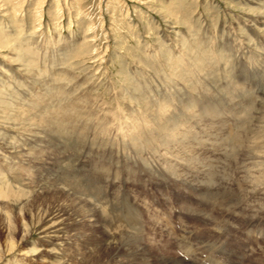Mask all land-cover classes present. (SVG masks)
<instances>
[{"label": "rangeland", "instance_id": "374dc122", "mask_svg": "<svg viewBox=\"0 0 264 264\" xmlns=\"http://www.w3.org/2000/svg\"><path fill=\"white\" fill-rule=\"evenodd\" d=\"M251 1L44 0L43 5L39 6V0H25L23 3L22 0L11 2L10 0H0V4L4 6V9L9 10L10 14L9 18L0 17V167H3L0 168V186L2 187L0 189V195L2 193L0 205L3 206L0 208L10 213L21 232L24 229V224L29 225L28 234L23 241L19 242V237H17L16 245H18L15 254L10 256L5 264H172L171 257L179 262L182 260L183 253L177 249L174 240L170 242L169 238L165 237L168 231L171 232L172 223L177 230L176 222H169L168 215L172 214L175 205H180L186 199H196L191 190L187 189L185 184L179 183V180L182 177L188 181H194V183L203 182L202 179H205L206 176L199 173L200 170H205V173L207 170L215 171L217 179L214 177L213 181L216 186L221 191L230 192L232 200L240 201L241 206H229L226 210V206H223L221 200L213 206L205 207L204 203L203 206H199L200 209H205L219 221L224 219L233 222V224L237 221H244V225L239 223L236 227H228L229 235L236 237L245 231L250 218H254L251 221V226L264 225V215L257 212L259 206L264 205V201L259 200L258 196L253 198L245 196L247 191L242 186L247 183L251 184L249 181L256 179L264 182V178H262L264 177V163L259 162L258 164V161L251 155H248V160L242 153L234 154V158L231 159L224 158L222 155L224 149H228L229 143L226 142H229L227 139L230 135L242 134V132L258 133V135L264 133V11H262L264 10V0ZM258 8H260L259 11ZM39 24L42 26L39 27ZM168 25L174 26L171 35L168 33ZM34 27L39 30H33ZM187 30L188 32H186ZM86 31H89L90 40L83 43L81 39ZM4 41L6 42L3 43ZM182 41L186 43L184 44ZM248 42L249 44H247ZM188 45H190L189 48ZM194 46L200 48L197 47L195 50ZM29 48L35 54L32 59L25 52ZM197 51L199 54H194ZM210 51L212 52L210 53ZM220 52L223 53L220 54ZM228 54H232L231 57ZM101 56L103 62L98 61ZM202 56L205 59L208 57L205 60ZM22 57L27 59L24 60ZM28 59L34 60V62L36 60L37 67L28 66V68L24 64ZM13 64L15 65L13 66ZM18 64H22L23 69L27 67V71L25 70L23 73L16 71ZM172 64L174 69L171 68ZM227 64L229 68H227ZM175 69H177V73ZM205 78L211 79L212 82L208 83ZM131 79L134 84L130 83ZM189 80H194V82ZM127 82L128 84H126ZM205 84L207 85L205 86ZM130 87H134L135 90ZM173 88L175 89L173 90ZM53 90L59 94L52 93L49 98L52 101L46 98L43 99L44 102L41 100L39 110H42L39 112L38 108L34 106V99L42 98L45 93L49 94ZM180 90L181 94L178 92ZM250 92L253 96L250 104L251 111L249 118L244 120L245 125L242 128L236 120L240 118V106H245L250 99L249 95L246 96ZM179 94L184 98L182 99ZM155 95L159 96L158 99L162 97L159 101L161 100V104L164 105L155 107L153 102H159ZM53 96L59 97L58 102ZM79 98L80 100H78ZM75 99L78 101L76 102ZM198 99H201V102L206 100L221 102V105L224 106H216L219 116L210 114L208 117L203 114L201 119L192 118L190 120L188 117L186 120V116H183L180 110L189 101L192 103L199 101ZM63 101L77 103L78 107L81 106L79 110L82 108L83 101H87L85 109L91 113V116L95 117L96 114L97 121L98 117L100 119L102 117V129H97V122L92 123V128L89 127L88 130H83L82 125H75L77 127L75 134H72L73 143L70 148L66 146L67 135L65 133L62 135L57 129H49L45 124V126L43 124L32 125L30 127L32 132L29 131L30 129L27 131L26 128H29L27 123L32 121L30 119L32 115L35 117L37 112V114L41 113L44 106L45 109H49L48 111L53 113L54 105L60 103L63 105ZM228 102H231L230 106L226 104ZM50 103L52 105L49 107ZM41 106L43 107L41 108ZM234 106L239 109L237 110ZM231 107L234 109H230ZM145 108L148 109L150 116L140 115ZM171 109L173 111L172 118L176 117L173 120L178 121L179 119L183 124L178 123L180 126L176 132L183 130L191 132L190 135L184 137L183 144L174 143L175 137L173 139L170 132H167L169 128H162L161 131V127L169 123H166V116L170 115ZM132 113L134 116L131 115ZM235 115H238L237 119H235ZM40 118L42 117L36 116L35 120ZM259 119L262 121L259 122ZM94 126L95 129H93ZM32 129H35L34 132ZM38 129L40 132H37ZM251 135L243 145L252 146ZM114 136L115 139H113ZM47 137L49 139H46ZM8 141L14 142L12 144ZM209 141H214L217 147L207 150L198 146ZM114 145L116 146L111 149ZM10 146L11 148H9ZM253 146L256 145L253 143ZM102 147L103 149H101ZM79 156L80 158H78ZM164 156L169 161L164 162ZM5 159L6 161H4ZM213 161H217V163H211ZM4 162L7 166L3 165ZM168 165H170L169 168H167ZM253 166L258 167L256 168L258 171ZM67 167L72 168L73 179L69 176L68 171L66 172ZM223 176L227 179H224ZM48 182H51L50 185L47 184ZM71 182L72 184H70ZM64 183L65 186H63ZM50 186L54 187L53 190L49 188ZM69 192L71 193L69 194ZM68 194L74 202L67 200ZM188 204L191 205L189 202L182 204L186 208L182 210L183 212L187 210ZM82 208L85 210L84 212ZM220 209L224 210L225 214H222ZM67 212L71 214L73 221L81 218L79 224L75 225L72 220L65 221L52 232V219L58 214ZM256 213L258 216L255 215ZM82 216L85 219H82ZM205 224V222L202 224L197 222L199 226L205 227ZM208 226L207 223L205 228ZM185 227L186 232L183 234L186 237L183 238H187V232H193L192 229L197 228V226L191 229ZM162 236L164 237L161 238ZM169 236L171 237V234ZM173 236L175 240H179L174 231ZM190 237L191 234H189V239ZM6 242L5 234L0 226V246L4 247ZM181 242V245L191 247L190 240L187 244ZM259 251L251 252V257L255 259L260 255L264 258V249ZM251 257L249 256L242 263L261 264L259 261L255 263L251 261L253 260ZM183 263L186 262L183 261Z\"/></svg>", "mask_w": 264, "mask_h": 264}, {"label": "bare ground", "instance_id": "6f19581e", "mask_svg": "<svg viewBox=\"0 0 264 264\" xmlns=\"http://www.w3.org/2000/svg\"><path fill=\"white\" fill-rule=\"evenodd\" d=\"M11 1H15V0H10V2ZM25 0H22V3L24 2ZM40 1V4H39V6H42L43 5V3H44V0H39ZM253 1V0H252ZM251 1V2H252ZM250 2V3H251ZM253 2H255V1H253ZM1 3V2H0ZM21 3V4H22ZM5 4V3H4ZM9 4V3H8ZM18 4V3H17ZM28 4V3H27ZM254 4V3H253ZM2 4H0V17L1 18H3V17H5V18H7L10 14L8 13L9 12V10L7 11L6 10V8L4 9V6L2 5ZM257 5V4H256ZM264 5V4H263ZM255 6V5H254ZM14 7H16V6H14ZM256 7H258V6H256ZM17 8H19V7H17ZM17 8H15V9H17ZM259 9L260 8H258L257 10L259 11ZM151 10V9H150ZM256 11V10H255ZM257 11V12H258ZM262 11H264V10H262ZM256 12V13H257ZM13 13V12H12ZM246 13V12H245ZM250 13V12H249ZM258 13H260V12H258ZM262 13V12H261ZM264 13V12H263ZM17 15V14H16ZM254 15H256V14H254ZM14 16H15V14H14ZM164 16V15H163ZM246 16V15H245ZM248 16V15H247ZM261 16V15H260ZM263 16V15H262ZM250 17V16H249ZM257 17V16H256ZM9 18V17H8ZM35 18V17H34ZM172 18V17H171ZM41 19V18H40ZM245 19V18H244ZM257 19V18H256ZM264 19V18H263ZM162 20V19H161ZM169 20V19H168ZM172 20V19H171ZM164 21V20H163ZM165 21H167V20H165ZM173 21V20H172ZM255 21V20H254ZM261 21V20H260ZM244 22H245V20H244ZM248 22H250V21H248ZM264 23V22H263ZM174 24V23H173ZM181 24V23H180ZM179 24V25H180ZM184 24H186V23H184ZM175 25V24H174ZM178 25V26H179ZM249 25V24H248ZM262 25V24H261ZM38 26V25H37ZM40 26H42L41 24H39V27ZM176 26V25H175ZM182 26V25H181ZM173 27L174 26H170V25H168L167 26V28H168V30H169V34L171 35L172 34V32H173ZM238 27V26H237ZM250 27V26H249ZM184 28V27H183ZM149 29V28H148ZM179 29V28H178ZM33 30H39V28H37V29H35V27L33 28ZM89 31H86V32H84V34H83V39H81V41L83 40V43H87V42H89V40H90V38H89V33H88ZM178 32V31H177ZM183 32H185V31H183ZM186 32H188V30L186 31ZM186 32H185V34H186ZM176 33V32H175ZM107 34V33H106ZM179 34V33H178ZM242 35V34H241ZM14 36V35H13ZM106 36V35H105ZM104 36V37H105ZM189 36V35H188ZM248 36V35H247ZM109 37V36H108ZM111 37V36H110ZM170 37V36H169ZM199 37V36H198ZM174 38V37H173ZM200 38V37H199ZM241 38V37H240ZM244 38V37H243ZM242 38V39H243ZM89 39V40H88ZM104 39V38H103ZM114 39V38H113ZM203 39V38H202ZM246 39V38H245ZM250 39V38H249ZM183 40V39H182ZM251 40V39H250ZM1 41H2V38H1ZM171 41V40H170ZM175 41V40H174ZM6 41H4L3 43H5ZM155 42V41H154ZM178 42V41H177ZM181 42V41H180ZM183 42V41H182ZM188 42H189V40H188ZM250 42V41H249ZM249 42L247 43V44H249ZM8 43V42H7ZM115 43V42H114ZM171 43V42H170ZM184 43V42H183ZM186 43V42H185ZM184 43V44H185ZM109 44V43H108ZM113 44V43H112ZM181 44V43H180ZM5 45V44H4ZM8 45V44H7ZM6 45V46H7ZM88 45V44H87ZM157 45V44H156ZM192 45H193V43H192ZM191 45V46H192ZM33 46V45H32ZM160 46V45H159ZM187 46V45H186ZM185 46V47H186ZM189 46L190 45H188V48H189ZM249 46V45H248ZM23 47V46H22ZM27 47V46H26ZM31 47V46H30ZM84 47V46H83ZM168 47V46H167ZM193 47V46H192ZM197 47H199V46H197ZM196 47V48H197ZM205 47V46H204ZM217 47V46H216ZM33 48H35V47H33ZM82 48V47H81ZM117 48V47H116ZM182 48V47H181ZM180 48V49H181ZM188 48H186V49H188ZM194 48H195V46H194ZM196 48H195V50H196ZM200 48V47H199ZM210 48H212V47H210ZM1 49V48H0ZM23 49V48H22ZM31 48H29V49H27L25 52H26V54H27V56H29V57H31V59H32V57L34 58V51H31L30 50ZM106 49H107V47H106ZM109 49V48H108ZM119 49V48H118ZM191 49V48H190ZM206 49V48H205ZM209 49V48H208ZM216 49V48H215ZM182 50V49H181ZM185 50V49H184ZM199 50H201V49H199ZM210 50V49H209ZM208 50V51H209ZM82 51V50H81ZM108 51V50H107ZM106 51V52H107ZM155 51V50H154ZM204 51V50H203ZM206 51V50H205ZM219 51V50H218ZM22 52V51H21ZM119 52V51H118ZM182 52V51H181ZM189 52V51H188ZM207 52V51H206ZM212 51H210V53H211ZM214 52V51H213ZM224 52V51H223ZM223 52H220V54L221 53H223ZM257 52V51H256ZM263 52V51H262ZM94 53V52H93ZM129 53V52H128ZM157 53V52H156ZM190 53V52H189ZM200 53H202V52H200ZM1 54V53H0ZM19 54V53H18ZM25 54V55H26ZM104 54V53H103ZM182 54V53H181ZM186 54V53H185ZM184 54V55H185ZM194 54H199V52L197 51V53H194ZM206 54V53H205ZM207 54H209V53H207ZM88 55H90V54H88ZM92 56H93V54H91ZM166 55V54H165ZM188 55V54H187ZM201 55H203V54H201ZM228 55H230V54H228ZM232 55V54H231ZM231 55H230V57H231ZM85 56V55H84ZM91 56V57H92ZM151 56V55H150ZM163 56V55H162ZM180 56V55H179ZM196 56H199V55H196ZM222 56H223V54H222ZM221 56V57H222ZM225 56V55H224ZM100 57V56H99ZM153 57V56H152ZM203 58H204V56H202ZM208 57V56H207ZM207 57H206V59H207ZM215 57H216V55H215ZM20 58V57H19ZM23 58V57H22ZM95 58H98V57H95ZM95 58H94V60H95ZM154 58V57H153ZM164 58V57H163ZM183 58V57H182ZM212 58V57H211ZM210 58V60H212ZM213 58H214V56H213ZM24 59V58H23ZM25 59H27V58H25ZM24 59V60H25ZM30 59V58H29ZM26 60L27 62L25 63L24 61V64H26L27 65V67L29 66V67H31V68H33V67H37L36 66V60H35V62H34V60ZM91 59V58H90ZM106 59V58H105ZM161 59V58H160ZM171 59V58H170ZM176 59V58H175ZM202 59V58H201ZM205 59V58H204ZM205 59V60H206ZM222 59H223V57H222ZM226 59V58H225ZM228 59V58H227ZM260 59V58H259ZM93 60V61H94ZM101 61L102 60V56H101V59H98V61ZM135 60V59H134ZM173 60V59H172ZM203 60V59H202ZM205 60H203V61H205ZM216 60V59H215ZM214 60V61H215ZM239 60V59H238ZM164 61V60H163ZM178 61V60H177ZM192 61V60H191ZM195 61V60H194ZM219 61H221V60H219ZM9 62V61H8ZM22 62V63H23ZM95 62V61H94ZM101 62H103V61H101ZM167 62V61H166ZM165 62V63H166ZM210 62H212V61H210ZM225 62V61H224ZM12 63V62H11ZM15 63V62H14ZM137 63V62H136ZM150 63H151V61H150ZM179 63V62H178ZM178 63L176 64L177 65V67H178ZM180 63H182V62H180ZM195 63V62H194ZM207 63V62H206ZM205 63V64H206ZM213 63H216V62H213ZM258 63V62H257ZM97 64V63H96ZM102 64V63H101ZM142 64V63H141ZM153 64V63H152ZM161 64V63H160ZM167 64H169V63H167ZM183 64V63H182ZM198 64H200L199 62H198ZM217 64V63H216ZM221 64V63H220ZM228 64H229V62H228ZM228 64H227V68H229V66H228ZM15 64H13V66H14ZM156 65V64H155ZM170 65V64H169ZM181 65V64H180ZM179 65V66H180ZM184 65H186V64H184ZM196 65H197V63H196ZM208 65V64H207ZM142 66V65H141ZM167 66V65H166ZM195 66V65H194ZM202 66V65H201ZM211 66H213V65H211ZM23 65L21 64H18V67L16 66V68H17V70L16 71H18V72H24L26 69H27V67L26 68H24L23 69ZM28 67V68H29ZM159 67V66H158ZM157 67V68H158ZM163 67V66H162ZM203 67V66H202ZM202 67H201V69H202ZM206 67V66H205ZM222 67V66H221ZM96 68V67H95ZM147 68V67H146ZM155 68H156V66H155ZM166 68V67H165ZM164 68V69H165ZM171 68L172 69H174V66H173V64L171 65ZM207 68V67H206ZM211 68V67H210ZM213 68H215V67H213ZM217 68V67H216ZM83 69V68H82ZM100 69V68H99ZM135 69V68H134ZM150 69V68H149ZM148 69V70H149ZM167 69H168V67H167ZM178 69V68H177ZM177 69H175L176 70V73H177ZM186 69V68H185ZM205 69V68H204ZM104 70V69H103ZM158 70V69H157ZM161 70V69H160ZM194 70H196V69H194ZM193 70V71H194ZM215 70V69H214ZM223 70V69H222ZM27 71V70H26ZM164 71V70H163ZM182 71V70H181ZM187 71V70H186ZM217 71H218V68H217ZM97 72V71H96ZM136 72V71H135ZM166 72H168V71H166ZM202 72H203V70H202ZM204 72H205V70H204ZM242 72V71H241ZM21 73V74H22ZM133 73V72H132ZM137 73H138V71H137ZM148 73H149V71H148ZM175 73V72H174ZM183 73H185V72H183ZM190 73V72H189ZM198 73V72H197ZM196 73V74H197ZM2 74V73H1ZM28 74V73H27ZM65 74V73H64ZM97 74V73H96ZM100 74V73H99ZM127 74V73H126ZM147 74V73H146ZM160 74H162V73H160ZM188 74V73H187ZM194 74V73H193ZM195 74V75H196ZM198 74H200V73H198ZM215 74V73H214ZM25 75V74H24ZM37 75V74H36ZM117 75V74H116ZM158 75V74H157ZM163 75H164V73H163ZM228 75V74H227ZM237 75V74H236ZM73 76V75H72ZM125 76H127V75H125ZM125 76H123V77H125ZM173 76V75H172ZM193 76V75H192ZM197 76V75H196ZM203 76V75H202ZM205 76H206V74H205ZM205 76H203V77H205ZM230 76V75H229ZM119 77V76H118ZM136 77V76H135ZM151 77H152V75H151ZM163 77V76H162ZM166 77V76H165ZM178 77V76H177ZM189 77H190V75H189ZM201 77V76H200ZM203 77H201V78H203ZM49 78V77H48ZM47 78V79H48ZM127 78V77H126ZM150 78V77H149ZM155 78V77H154ZM171 78V77H170ZM194 78V77H193ZM213 78H214V76H213ZM91 79H92V77H91ZM137 79V78H136ZM157 79V78H156ZM160 79V78H159ZM167 79V78H166ZM169 79V78H168ZM174 79V78H173ZM176 79V78H175ZM184 79V78H183ZM199 79V78H198ZM206 79V78H205ZM210 79V78H209ZM215 79H216V77H215ZM220 79V78H219ZM99 80V79H98ZM107 80V79H106ZM127 80H128V78H127ZM132 80V79H131ZM178 80V79H177ZM200 80V79H199ZM207 80V79H206ZM225 80V79H224ZM44 81V80H43ZM84 81H85V78H84ZM125 81V80H124ZM123 81V82H124ZM187 81V80H186ZM189 81H191V80H189ZM193 82H194V80H192ZM191 81V82H192ZM208 81V83H209V81L210 82H212L211 81V79L210 80H207ZM206 81V82H207ZM6 82V81H5ZM67 82V81H66ZM91 81L89 80V83H90ZM129 82V81H128ZM128 82L126 83V84H128ZM136 82V81H135ZM168 82V81H167ZM219 82V81H218ZM3 83V82H2ZM106 83H107V81H106ZM130 83H133V80H132V82H130ZM114 84V83H113ZM126 84H124V85H126ZM134 84V83H133ZM162 84V83H161ZM169 84H170V82H169ZM198 84V83H197ZM202 84V83H201ZM212 84H214V83H212ZM32 85V84H31ZM87 84L85 83V86H86ZM96 85V84H95ZM111 85V84H110ZM137 85V84H136ZM166 85V84H165ZM173 85V84H172ZM186 85V84H185ZM195 85V84H194ZM207 84H205V86H206ZM73 86V85H72ZM82 86H83V83H82ZM90 86V85H89ZM106 86V85H105ZM130 86H132V85H130ZM211 86V85H210ZM214 86V85H213ZM216 86H217V84H216ZM6 87V86H5ZM33 87V86H32ZM95 87V86H94ZM127 87V86H126ZM128 87H129V85H128ZM137 87H139V86H137ZM136 87V88H137ZM141 87H142V85H141ZM141 87H140V89H141ZM144 87V86H143ZM185 87V86H184ZM197 87V86H196ZM208 87V86H207ZM41 88V87H40ZM40 88H39V90H40ZM82 88V87H81ZM86 88V87H85ZM96 88V87H95ZM95 88H94V90H95ZM100 88V87H99ZM122 88V87H121ZM130 88H132V89H134V87H130ZM186 88V87H185ZM16 89V88H15ZM84 89V88H83ZM93 89V88H92ZM128 89V88H127ZM126 89V90H127ZM131 89V90H132ZM163 89V88H162ZM175 88H173V90H174ZM194 89V88H193ZM192 89V90H193ZM204 89V88H203ZM213 89H215L214 87H213ZM217 89V88H216ZM57 90V89H56ZM82 90V89H81ZM101 90V89H100ZM99 90V91H100ZM108 90V89H107ZM125 90V89H124ZM130 90V89H129ZM135 90V89H134ZM133 90V91H134ZM186 90V89H185ZM188 90H190V89H188ZM57 91H59V90H57ZM87 91V90H86ZM105 91V90H104ZM149 91V90H148ZM163 91V90H162ZM166 91H167V89H166ZM3 92V91H2ZM69 92V91H68ZM85 92V91H84ZM101 92V91H100ZM132 92V91H131ZM136 92V91H135ZM139 92V91H138ZM180 94H181V90L180 91H178ZM178 92H177V96H178ZM193 92V91H192ZM48 93V92H47ZM52 93L54 94V95H57V94H59V93H57L55 90H53V91H50V93L49 94H44V96H42V94H41V96H42V98L41 97H36L35 99H34V106L35 107H37L38 108V110H39V106H40V103H41V100L43 101V99L44 98H46V99H49V98H51V96H52ZM91 93V92H90ZM92 93H93V91H92ZM95 93H96V90H95ZM134 93V92H133ZM137 93V92H136ZM136 93H134L135 95H136ZM149 93H150V91H149ZM155 93H157V92H155ZM169 93V92H168ZM84 94V93H83ZM127 94V93H126ZM138 94V93H137ZM158 94V93H157ZM166 94V93H165ZM179 94V96H181ZM184 94V93H183ZM247 94V93H246ZM12 95V94H11ZM63 95V94H62ZM89 95V94H88ZM120 95V94H119ZM134 95V96H135ZM151 95V94H150ZM149 95V96H150ZM193 95H194V93H193ZM249 95V96H248ZM253 95H254V93H253ZM109 96H111L110 94H109ZM146 96H148L147 94H146ZM152 96V95H151ZM184 96V95H183ZM246 96H248V98H250L249 100H248V102L245 104V106H243V107H241L240 106V113H239V119H237L236 117H238V115H235V119H237L236 121H238V123L241 125V127L243 128L244 127V125H245V122H244V120L246 119V118H249V115H250V111H251V108H250V104H251V101H252V99H253V96H252V93L250 92L249 94H247ZM54 98L56 97V96H53ZM90 97V96H89ZM88 97V98H89ZM97 97V96H96ZM158 95H155V98L159 101V99L160 98H162V97H160L159 99H158ZM176 97V96H175ZM182 97V96H181ZM202 97V96H201ZM256 97V96H255ZM34 98V97H33ZM59 98V97H58ZM58 98H55L56 100L55 101H57V99ZM112 98V97H111ZM152 98V97H151ZM150 98V99H151ZM165 98V97H164ZM184 97H182V99H183ZM195 98V97H194ZM199 98V97H198ZM38 99V100H37ZM84 99V98H83ZM96 99H98V98H96ZM96 99H95V101H96ZM100 99V98H99ZM108 99V98H107ZM109 99H110V97H109ZM133 99V98H132ZM131 99V100H132ZM146 99V98H145ZM176 99V98H175ZM181 99V98H180ZM247 99V98H246ZM40 100V101H39ZM62 100H65L64 98H62ZM78 100H80V98L78 99ZM77 100V101H78ZM92 100V99H91ZM94 100V99H93ZM141 100V99H140ZM153 100V99H152ZM178 100V99H177ZM193 100V99H192ZM199 101H195V102H188V103H186L185 104V106L184 107H182V109L180 110L181 111V113L183 114V116H186V120H187V118L189 117V119L191 120L192 118L194 119V118H200L201 119V117L203 116V114H206V116H210V114L211 115H214V116H216L217 114H218V112H219V110L217 109V107L216 106H224V105H221V102H214V101H211V100H206L205 102L203 101V102H201L200 100L201 99H198ZM48 100H46V103H48L47 102ZM49 101H52V99H49ZM75 101H76V99H75ZM76 101V102H77ZM114 101V100H113ZM127 101V100H126ZM144 101V100H143ZM147 101V100H146ZM156 101V100H155ZM194 101V100H193ZM250 101V102H249ZM39 102V103H38ZM44 102V101H43ZM58 102V101H57ZM121 102V101H120ZM130 102V101H129ZM157 102V101H156ZM161 100L158 102V103H154L153 102V104H155V107L156 106H161V105H164V104H161ZM165 102V101H164ZM168 102V101H167ZM52 103V102H51ZM50 103V105H49V107L52 105ZM92 103V102H91ZM90 103V104H91ZM95 104H96V102H94ZM105 103V102H104ZM114 103V102H113ZM128 103V102H127ZM136 103V102H135ZM141 103V102H140ZM170 103V102H169ZM234 103V102H233ZM232 103V104H233ZM65 104V105H64ZM88 104V102L86 101H83V105H82V108H81V110H79V108L81 107H78L79 105L77 104V103H73L72 101H63V105L60 103V104H58V105H54V112L53 113H51L50 111H48L49 109H45V106H44V110L41 112V113H39V114H37L36 113V116H40V117H42V118H40V119H37V120H35V117H34V115H32L31 116V120L32 121H29L30 123L28 124L27 123V125H28V127L29 128H26L27 129V131H28V129H30V127H32V125H37V126H39L38 124H45L46 125V127L47 128H49V129H54V130H58L62 135H64V133H65V135H67L66 136V146H69V148H70V146H72V143H73V135L72 134H75V131H76V127L77 126H75V125H82L83 126V130H88L89 129V127H91L92 128V126H91V124L92 123H94V122H97L98 124H97V129L98 128H100V129H102V127H103V119H102V117H101V119H100V117H98L97 119H98V121L95 119V117H97V115L95 114L94 116L95 117H92L91 116V113L89 112V111H87V109H85V105H87ZM98 104V103H97ZM227 105H231V102H228V103H226ZM263 104V103H262ZM48 105V104H47ZM99 105V104H98ZM106 105V104H105ZM109 105V104H108ZM148 105V104H147ZM241 105V104H240ZM90 106V105H89ZM101 106H102V103H101ZM138 107H139V105H137ZM43 106H41V108H42ZM53 107V106H52ZM106 107V106H105ZM110 107H111V105H110ZM123 107V106H122ZM235 107V106H234ZM63 108V109H62ZM100 108V107H99ZM130 108H131V106H130ZM140 108V107H139ZM149 108V107H148ZM153 108H154V105H153ZM161 108V107H160ZM236 108V107H235ZM101 109H102V107H101ZM115 109H116V106H115ZM128 109V108H127ZM230 109H234V108H230ZM237 110L239 109V108H236ZM235 109V110H236ZM40 110H42V109H40ZM40 110H39V112H40ZM113 110V109H112ZM148 109L147 108H145V110H143L141 113H140V115L141 116H143V115H147V116H150V114H149V112L147 111ZM116 111V110H115ZM130 111H132L131 109H130ZM151 111V110H150ZM160 111V110H159ZM162 111H166V110H162ZM179 111V112H180ZM123 112V111H122ZM148 112V113H147ZM155 112V111H154ZM231 112V111H230ZM233 112H234V110H233ZM232 112V113H233ZM111 113V112H110ZM120 113V112H119ZM119 113H117V114H119ZM237 113V114H238ZM54 114V115H53ZM108 114V113H107ZM123 114V113H122ZM170 114V115H169ZM169 116H166V119H167V121H166V123L167 122H169V123H167L166 125H164L163 127H161V131H162V128H169L168 129V131L167 132H170V135H171V137H173V139H174V137H175V139L173 140L174 141V143H177V144H180V143H184V137L186 136V135H188L189 133H191L190 132V130H183V131H180V132H176V129L180 126V124H181V122L179 121V119H178V121H176V120H173V119H175L176 117H174V118H172L173 117V111H172V109H171V111L169 112ZM52 115H53V117H52ZM104 115H105V113H104ZM109 115V114H108ZM132 116H134V114L132 113L131 114ZM110 116V115H109ZM138 116V115H137ZM181 116V115H180ZM183 116H181V117H183ZM219 116V114L217 115V117ZM233 116V115H232ZM34 117V118H33ZM104 117V116H103ZM213 117V116H212ZM234 117V116H233ZM118 118V117H117ZM125 118V117H124ZM112 119V118H111ZM127 119V118H126ZM129 119V118H128ZM145 119V118H144ZM162 119V118H161ZM182 119V118H181ZM233 119V118H232ZM105 120V119H104ZM125 120V119H124ZM158 120V119H157ZM170 120H172L171 122H170ZM150 121V120H149ZM159 121V120H158ZM161 121V120H160ZM235 121V120H234ZM260 121H262L261 119H259V122ZM120 122H122L121 120H120ZM124 122V121H123ZM180 122V124H178ZM187 122V121H186ZM248 122V121H247ZM118 123V122H117ZM145 123H146V121H145ZM165 123V122H164ZM188 123V122H187ZM262 124H263V122H261ZM121 124V123H120ZM236 124V123H235ZM258 124H260V123H258ZM44 125V126H45ZM95 125H96V123H95ZM105 125V124H104ZM119 125V124H118ZM131 125V124H130ZM141 125V124H140ZM158 125V124H157ZM168 125V126H167ZM181 125H183V124H181ZM185 125V124H184ZM234 125V124H233ZM135 126V125H134ZM162 126V125H161ZM34 127V126H33ZM104 127H106V125L104 126ZM122 127V126H121ZM151 127V126H150ZM237 127V126H236ZM260 127V126H259ZM261 127H262V125H261ZM261 127H260V129H261ZM39 129H40V127H38ZM215 128V127H214ZM10 129V128H9ZM36 129V128H35ZM34 129V130H35ZM39 129H38V131L37 132H40L39 131ZM93 129H95V126H94V128ZM107 129V128H106ZM124 129V128H123ZM137 129V128H136ZM155 129H157V128H155ZM237 129V128H236ZM235 129V130H236ZM15 130V129H14ZM33 130V129H32ZM34 130H33V132H34ZM43 130H44V128H43ZM110 130V129H109ZM108 130V131H109ZM146 130V129H145ZM201 130V129H200ZM240 130V129H239ZM245 130V129H244ZM250 130V129H249ZM24 131H25V129H24ZM29 131H31V129L29 130ZM35 131V132H36ZM57 131V132H58ZM107 131V132H108ZM138 131V130H137ZM144 131V130H143ZM142 131V132H143ZM157 131V133H158V130H156ZM164 131V130H163ZM264 131V130H263ZM26 132V131H25ZM32 132V131H31ZM50 132V131H49ZM52 132V131H51ZM72 132H74V133H72ZM84 132V131H83ZM92 132V131H91ZM95 132V131H94ZM141 132V131H140ZM167 132H165V133H167ZM261 132V131H260ZM22 133H24V132H22ZM86 132H84V134H85ZM117 133V132H116ZM33 134V133H32ZM79 134V133H78ZM92 134H94V133H92ZM96 134V133H95ZM161 134H163L162 132H161ZM252 134V135H251ZM54 135V134H53ZM85 135H87V134H85ZM91 135V134H90ZM131 135H132V133H131ZM190 135V134H189ZM196 135V134H195ZM204 135V134H203ZM251 135V139H250V142L252 143V146H248V145H243L245 142H247L248 141V139H249V136ZM34 136H36L35 134H34ZM44 136H46V135H44ZM60 136V135H59ZM58 136V137H59ZM68 136H72V137H68ZM75 136V135H74ZM82 136H84V135H82ZM126 136V135H125ZM152 136V135H151ZM154 136H155V134H154ZM165 136H166V134H165ZM191 136H193L192 134H191ZM5 137V136H4ZM7 137V136H6ZM43 137V136H42ZM41 137V138H42ZM54 137V136H53ZM52 137V138H53ZM81 137V136H80ZM86 137V136H85ZM95 137V136H94ZM99 137V136H98ZM105 137V136H104ZM133 137V136H132ZM139 137V136H138ZM157 137H158V134H157ZM156 137V138H157ZM169 137V136H168ZM11 138H13V137H11ZM25 138V137H24ZM28 138H29V136H28ZM36 138V137H35ZM35 138H33V139H35ZM81 138H83V137H81ZM107 138H108V136H107ZM197 138V137H196ZM228 138V137H227ZM27 139V138H26ZM42 139H44V138H42ZM46 139H49L48 137L46 138ZM84 139V138H83ZM92 139V138H91ZM113 139H115V136H114V138ZM121 139V138H120ZM128 139V138H127ZM139 139V138H138ZM155 139V138H154ZM193 139H194V136H193ZM201 139V138H200ZM199 139V140H200ZM229 139V140H228ZM227 139V141H229V142H226L229 146L227 147L228 149H224V151H223V156H224V158H234L233 156H234V154H240V153H242V155H245L246 156V159H248L249 160V158H248V155H251V156H253L258 162V164H259V162H261V163H264V133L262 134V135H258V133H249V132H242V134H240V133H234V134H232V135H230L229 136V138ZM1 140H3V138H1ZM12 140H14V139H12ZM22 140H24V139H22ZM22 140H20V142L22 141ZM30 140V139H29ZM55 140V139H54ZM82 140V139H81ZM86 140V139H85ZM85 140H83L84 142H85ZM94 140V139H93ZM100 140V139H99ZM197 140V139H196ZM198 140V141H199ZM204 140V139H203ZM26 142H27V140H25ZM43 141V140H42ZM45 141H47V140H45ZM50 141V140H49ZM58 141H59V139H58ZM64 141H65V138H64ZM75 141H77L76 139H75ZM82 141V142H83ZM102 141V140H101ZM106 141V140H105ZM128 141V140H127ZM190 141V140H189ZM191 141H193V140H191ZM206 141H207V139H206ZM211 141V140H210ZM206 142V143H204V144H199L200 143V141H199V145L198 146H202L203 147V149H207V150H211V149H213V148H215V147H217V145H216V143L213 141V142ZM12 143L13 144V142L14 141H8V143ZM38 142V141H37ZM37 142H36V144H37ZM97 142H99V141H97ZM121 142V141H120ZM187 142V141H186ZM185 142V143H186ZM3 143H4V141H3ZM22 143L23 144H25L24 143V141H22ZM21 143V144H22ZM129 143V142H128ZM131 143V142H130ZM129 143V144H130ZM144 143V142H143ZM142 143V144H143ZM195 143V142H194ZM253 143L256 145V146H253ZM30 144V143H29ZM31 144H33V143H31ZM64 144V143H63ZM76 144H78V143H76ZM75 144V145H76ZM101 144V143H100ZM103 144V143H102ZM112 145L114 144V143H111ZM227 144H226V146H227ZM9 145V144H8ZM27 145V144H26ZM25 145V146H26ZM48 145H49V143H48ZM58 145V144H57ZM105 145H107V144H105ZM123 145V144H122ZM133 145V144H132ZM143 145H146V144H143ZM186 145V144H185ZM4 146V145H3ZM7 146V145H6ZM15 146V145H14ZM14 146H12V147H14ZM24 146V145H23ZM59 146V145H58ZM57 146V147H58ZM80 146V145H79ZM79 146H77V147H79ZM87 146V145H86ZM101 146H104V145H101ZM100 146V147H101ZM109 146H111L110 144H109ZM116 145H114L111 149H113L114 147H115ZM128 146V145H127ZM136 146V145H135ZM27 147V146H26ZM56 147V146H55ZM99 147V148H100ZM125 147V146H124ZM133 147V146H132ZM132 147H130V148H132ZM9 148H11V146L9 147ZM91 148V147H90ZM95 148V147H94ZM97 148H98V146H97ZM133 148H135V147H133ZM138 148V147H137ZM256 148H257V150H256ZM14 149V148H13ZM15 149H16V146H15ZM19 149V148H18ZM29 149V148H28ZM75 149H76V147H75ZM92 149H93V147H92ZM101 149H103V147L101 148ZM100 149V150H101ZM106 149V148H105ZM136 149V148H135ZM17 150V149H16ZM23 150V149H22ZM54 150V149H53ZM56 150H58L57 148H56ZM55 150V151H56ZM115 150V149H114ZM19 151V150H18ZM17 151V152H18ZM21 151V150H20ZM28 151V150H27ZM47 151H48V149H47ZM46 151V152H47ZM117 151V150H116ZM22 152V151H21ZM30 152V151H29ZM28 152V153H29ZM32 152V151H31ZM42 152V151H41ZM65 152V151H64ZM72 152V151H71ZM131 152V151H130ZM134 152V151H133ZM132 152V153H133ZM52 153H54V152H52ZM59 153V152H58ZM79 153V152H78ZM139 153V152H138ZM19 154H21V153H19ZM27 154V153H26ZM47 154V153H46ZM61 154V153H60ZM65 154V153H64ZM22 155H23V153H22ZM28 155V154H27ZM33 155V154H32ZM37 155V154H36ZM50 155V154H49ZM59 155V154H58ZM71 155V154H70ZM29 156V155H28ZM41 156V155H40ZM45 156V155H44ZM51 156V155H50ZM72 156V155H71ZM76 156V155H75ZM74 156V157H75ZM163 156V155H162ZM31 157V156H30ZM29 157V158H30ZM28 158V157H27ZM37 158V157H36ZM39 158V157H38ZM53 158V157H52ZM67 158V157H66ZM78 158H80V156L78 157ZM239 158V157H238ZM26 159V158H25ZM32 159V158H31ZM46 159V158H45ZM76 159V158H75ZM74 159V160H75ZM8 160V159H7ZM30 160V159H29ZM72 160H73V158H72ZM163 160H164V162H166V161H169V160H166V156H164V158H163ZM4 161H6V159L4 160ZM9 161V160H8ZM7 161V162H8ZM40 161V160H39ZM43 161V160H42ZM66 161V160H65ZM176 161V160H175ZM10 162V161H9ZM46 162V161H45ZM57 162V161H56ZM59 162H62V161H59ZM63 162H64V160H63ZM68 162V161H67ZM66 162V163H67ZM184 162V161H183ZM5 163V164H4ZM3 163V165L5 166L6 165V162H4ZM27 163V162H26ZM35 163V162H34ZM54 163V162H53ZM58 163V162H57ZM72 163V162H71ZM140 163V162H139ZM211 163H217V161L216 162H211ZM244 163V162H243ZM10 164V163H9ZM8 164V165H9ZM31 164V163H30ZM38 164H40V163H38ZM69 164V163H68ZM68 164H66V166H68ZM75 164H77L76 162H75ZM180 164V163H179ZM248 164V163H247ZM253 164V163H252ZM2 165V166H3ZM12 165H13V163H12ZM56 165V164H55ZM64 165H65V163H64ZM218 165V164H217ZM7 166V165H6ZM51 166H53V165H51ZM146 166V165H145ZM211 166V165H210ZM236 166V165H235ZM259 166V165H258ZM50 167V166H49ZM170 167V165H168V167L167 168H169ZM238 167V166H237ZM245 167V166H244ZM254 167V166H253ZM1 168V167H0ZM3 168V167H2ZM1 168V169H2ZM29 168V167H28ZM32 168V167H31ZM68 169L66 170V172L68 171V174H69V176H71V173H72V168L70 169L69 167H67ZM217 168H219L218 166H217ZM255 168V167H254ZM256 168H258V167H256ZM255 168V169H256ZM39 169V168H38ZM56 169H58V168H56ZM29 170V169H28ZM59 170H60V168H59ZM168 170V169H167ZM247 170V169H246ZM250 170V169H249ZM252 170V169H251ZM260 170H261V168H260ZM259 170V171H260ZM4 171H5V169H4ZM4 171H3V173H4ZM7 171H8V169L6 170V173H7ZM14 171V169L12 170V172ZM53 171H55V170H53ZM144 171V170H143ZM149 171V170H148ZM147 171V172H148ZM241 171V170H240ZM256 171H258V169H256ZM28 172V171H27ZM37 172V171H36ZM65 172V173H66ZM78 172V171H77ZM80 172V171H79ZM104 172V171H103ZM105 172H107V171H105ZM252 172V171H251ZM19 173V172H18ZM31 173V172H30ZM57 173V172H56ZM61 173V172H60ZM82 173V172H81ZM93 173V172H92ZM102 173V172H101ZM199 173H201L203 176H206V178L204 179H202L203 180V182H200V183H194V181H191V180H186L185 178H182L181 177V179L179 180L180 182L179 183H181V184H185L186 186H187V189H190L191 190V192L193 193V196H196V199H193V202L191 203V202H189L191 205H189V206H186L187 207V210L185 211V213H183V215H181V216H175V217H173V220L175 219V220H177V221H175L176 222V224H177V230H176V228H175V225L173 226V229L171 230V232L170 231H168V234L170 235L171 234V237L167 234L165 237L166 238H169V241L170 242H172L173 240V242H175V245H176V247H177V249L178 250H180L182 253H183V257H181V259L182 260H180L179 262L177 261V259H173L171 256V259H172V264H184L183 263V261L184 262H186L185 264H208L207 262H205V261H208L207 259H205V261L203 262L201 259H202V257L201 256H199V252H201V253H206V252H208L209 254L210 253H212V257H214V253H216L217 251H222V254H224V255H228V256H232L231 255V253H232V247H233V245H235L236 244V240L235 239H237L239 236H242L243 234H244V232L245 231H242L239 235H237L236 237H232L231 235H229V233H227V228L228 227H235L234 225H233V222H229V221H227V220H224V219H222V220H217V219H215V217L214 216H212V215H210L205 209H200L201 207H199V206H203V203H204V206L206 207V206H213V205H215L216 203H218V201L219 200H221V203L223 204V206H226V207H229V206H235V207H238L239 206V204L238 203H236V202H233L231 199H230V195L228 196V194H225V195H223L222 197H214L215 195H213V193H212V191H213V189H214V187H213V185H215L216 186V184H215V182L213 181V179H214V177H215V179H217V174H216V172L215 171H206V173H205V170H200L199 171ZM249 173V172H248ZM8 174H11L10 172H8ZM20 174V173H19ZM51 174V173H50ZM49 174V175H50ZM59 174V173H58ZM63 174H64V171H63ZM94 174V173H93ZM259 174V173H258ZM20 175H22V174H20ZM60 175V174H59ZM62 175V174H61ZM73 175V174H72ZM262 175V174H261ZM260 175V176H261ZM3 176V175H2ZM2 176H1V178H2ZM28 176V175H27ZM37 176V175H36ZM39 176V175H38ZM43 176V175H42ZM54 176V175H53ZM55 176H57V175H55ZM116 176V175H115ZM258 176V175H257ZM263 176V175H262ZM72 177V176H71ZM75 177V176H74ZM76 177H78V176H76ZM80 177V176H79ZM78 177V178H79ZM117 177V176H116ZM116 177H115V179H116ZM17 178H19V177H17ZM39 178V177H38ZM60 178V177H59ZM58 178V179H59ZM68 178V177H67ZM82 178V177H81ZM80 178V179H81ZM223 178L224 179H227V178H225L224 176H223ZM262 178H264V177H262ZM261 178V179H262ZM5 179V178H4ZM29 179V178H28ZM48 179V178H47ZM54 179H56L55 177H54ZM72 179H73V177H72ZM89 179V178H88ZM91 179V178H90ZM229 179V178H228ZM16 180V179H15ZM40 180V179H39ZM42 180V179H41ZM49 180V179H48ZM65 180V179H64ZM76 180V179H75ZM243 180V179H242ZM264 180V179H263ZM1 181V180H0ZM51 181V180H50ZM116 181V180H115ZM5 182H6V180H5ZM32 182V181H31ZM37 182V181H36ZM53 182H54V180H53ZM60 182V181H59ZM79 182V181H78ZM3 183V182H2ZM45 183V182H44ZM50 183L51 182H48L47 184H49L50 185ZM57 183V182H56ZM62 183V182H61ZM77 183V182H76ZM245 183V182H244ZM249 183H251V184H244V185H242L243 187H244V189H246V191H247V194L245 195V196H247V197H250V198H253V197H256V196H258L259 197V200H262V201H264V199H263V197H264V182L262 181L261 182V180H253V181H249ZM22 184V183H21ZM37 184V183H36ZM70 184H72V182L70 183ZM69 184V185H70ZM74 184H75V182H74ZM253 184V185H252ZM255 184V185H254ZM45 185H46V183H45ZM63 185V184H62ZM199 185H206L205 186V188H200V186ZM3 186V185H2ZM63 186H65V183H64V185ZM71 186H73V185H71ZM75 186V185H74ZM241 186V187H242ZM81 187H82V185H81ZM2 187L0 186V189H1ZM49 188H52L51 186L49 187ZM54 188V187H53ZM53 188H52V190H53ZM48 189V188H47ZM56 189V188H55ZM54 189V190H55ZM67 189H69V188H67ZM44 190V189H43ZM46 190V189H45ZM49 190V189H48ZM51 190V189H50ZM61 190V189H60ZM38 191V190H37ZM58 191H59V189H58ZM57 191V192H58ZM66 191V190H65ZM79 191H81V190H79ZM84 191V190H83ZM96 191V190H95ZM17 192V191H16ZM55 192V191H54ZM66 193H68V192H66ZM71 192H69V194H70ZM230 193V192H229ZM68 194V199L67 200H70V201H72L71 199L72 198H69L70 197V195ZM97 194V193H96ZM1 195H2V193H1ZM1 195H0V197H1ZM64 195H65V192H64ZM19 196V195H18ZM18 196H16V197H18ZM22 196V195H21ZM55 196H59V195H55ZM61 196V195H60ZM82 196V195H81ZM263 196V197H262ZM65 197V196H64ZM77 197H80V196H77ZM262 199H261V198ZM4 198V197H3ZM14 198V197H13ZM84 198V197H83ZM82 198V199H83ZM19 199V198H18ZM1 200V199H0ZM6 201V200H5ZM99 201H101V200H99ZM122 201V200H121ZM172 201V200H171ZM175 201V200H174ZM15 202H17V201H15ZM72 202H74V201H72ZM257 202V201H256ZM11 203V202H10ZM79 203V202H78ZM82 203V202H81ZM122 203V202H121ZM74 204H76V203H74ZM85 204V203H84ZM101 204V203H100ZM174 204V203H173ZM8 205V204H7ZM11 205H13V204H11ZM241 205V204H240ZM1 206V205H0ZM84 206V205H83ZM174 206V205H173ZM172 206V207H173ZM3 206H1V208H2ZM4 207H6V206H4ZM80 207V206H79ZM85 207V206H84ZM83 207V208H84ZM129 207V206H128ZM127 207V208H128ZM0 208V209H1ZM83 208H82V210H83ZM120 208V207H119ZM172 209V208H171ZM184 209H186L185 207H184V205H181V207H180V210L182 211V210H184ZM81 211V210H80ZM85 210H83V212H84ZM119 211V210H118ZM0 212H2V213H0V226H1V228L3 229V232H4V234H5V241H7L6 242V244H5V246L4 247H1L0 246V264H5L6 262H7V259L8 258H10V256H12V255H14L15 254V251H16V246L18 245H16V241H17V237H19V242H22L23 241V239H24V237L28 234V230H29V225H27V224H24L23 226V230H22V232L17 228V226H16V222H15V220H13V218H12V216L10 215V213L6 210L5 211V209H1L0 210ZM75 212V211H74ZM129 212H130V210H129ZM257 212L258 213H260L261 215H264V205L263 206H259V208H258V210H257ZM86 213H88V212H86ZM85 213V214H86ZM81 214H82V211H81ZM101 214H102V212H101ZM104 214V213H103ZM87 215H91V214H87ZM86 215V216H87ZM81 216V215H80ZM80 216H79V218H80ZM105 216V215H104ZM172 217V216H171ZM22 218H24L23 216H22ZM76 218H78L77 216H76ZM75 218V219H76ZM85 219V217H83L82 216V219ZM73 218H72V216H71V214H69L68 212L66 213V214H58L57 216H55L53 219H52V221H53V223H52V229H53V231L52 232H54L55 231V228L56 227H59L62 223H64L65 221H68L69 222V220H72ZM106 219V218H105ZM107 219H109V218H107ZM170 219V218H169ZM251 220H250V222H249V224H248V226L246 227L247 229L248 228H251L252 229V231H257V233H259V234H261L262 232L264 233V225L262 224H257L256 226H251V221H253L254 220V218H250ZM79 220H81V218L79 219ZM79 220H77L76 219V221H73L72 220V222H74V224L75 225H77V224H79ZM89 220L91 221V219L89 218ZM60 221V222H59ZM109 221V220H108ZM262 221V220H261ZM42 222V219H41V221H40V223ZM129 222V221H128ZM186 222H189L188 224L186 223ZM197 222H199L200 224H202V223H208V225L209 226H214L215 228H216V230H217V232H218V234L216 235V236H211V237H208V236H204L201 232L202 231H205L204 229H202V228H198L196 231H193V232H187L186 234H187V238H183V236L179 239V240H175V238H174V236H173V231H174V233H179V234H183L184 232H186V230L184 229V226H186L185 228H193V226H194V224L195 225H197ZM83 223V222H82ZM89 223V222H88ZM211 223H213L214 225H210ZM67 224V223H66ZM66 224H64V225H66ZM91 225H92V223H90ZM120 226H121V224H120ZM104 227V226H103ZM113 227V226H112ZM203 227V226H202ZM76 228V227H75ZM78 228V227H77ZM105 228V227H104ZM108 228V227H107ZM115 229V228H114ZM120 229V228H119ZM74 230V229H73ZM77 230V229H76ZM105 230V229H104ZM160 230H161V232H163V230L161 229V227H160ZM75 231V230H74ZM102 231V230H101ZM108 231V230H107ZM114 231V230H113ZM104 232V231H103ZM106 232V231H105ZM116 233V232H115ZM238 233V232H237ZM162 234V233H161ZM189 234H191V237H190V239H189ZM118 235V234H117ZM115 237V236H114ZM164 236H162L161 238H163ZM119 239V238H118ZM124 239V238H123ZM122 240V239H121ZM182 240H185L186 241V244H187V242H188V240H190L191 242H190V244H191V247H187V246H183V245H181L180 244V242L182 241ZM168 241V242H169ZM18 242V243H19ZM119 242V241H118ZM137 242V241H136ZM127 243V242H126ZM125 243V244H126ZM20 244V243H19ZM122 244H123V242H122ZM121 244V245H122ZM115 245V244H114ZM123 246H124V244H123ZM121 247V246H120ZM122 248V247H121ZM126 249V248H125ZM264 249V248H263ZM128 252V251H127ZM124 253V252H123ZM125 254V253H124ZM129 254V253H128ZM264 254V253H263ZM251 257V255H245V254H242V255H240V258L237 260V261H234V260H232V259H230V258H228L227 260H225V264H243L242 262L243 261H245L246 260V258H248V257ZM212 257H210L209 259H213ZM126 258H127V256H126ZM252 258V257H251ZM132 259V258H131ZM253 259V258H252ZM251 261H253L254 263L255 262H257V261H259L261 264H264V258L262 257V256H260V255H258V258H255V259H253V260H251ZM241 262V263H240ZM250 264V263H249Z\"/></svg>", "mask_w": 264, "mask_h": 264}]
</instances>
